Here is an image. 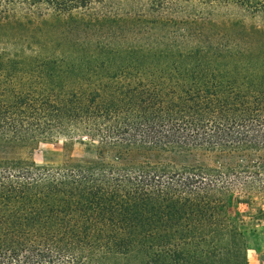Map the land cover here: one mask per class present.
I'll use <instances>...</instances> for the list:
<instances>
[{
    "label": "trees",
    "instance_id": "16d2710c",
    "mask_svg": "<svg viewBox=\"0 0 264 264\" xmlns=\"http://www.w3.org/2000/svg\"><path fill=\"white\" fill-rule=\"evenodd\" d=\"M79 136L94 162L32 158ZM242 194L264 0H0V264H249Z\"/></svg>",
    "mask_w": 264,
    "mask_h": 264
},
{
    "label": "rangeland",
    "instance_id": "374dc122",
    "mask_svg": "<svg viewBox=\"0 0 264 264\" xmlns=\"http://www.w3.org/2000/svg\"><path fill=\"white\" fill-rule=\"evenodd\" d=\"M256 23L260 20L254 19ZM32 158L38 165L59 166L64 163L94 162L97 159L96 143L86 136H79L73 141L42 142L35 146ZM263 200L256 195L243 194L233 203L232 217L248 232L251 245L247 251L249 264H264V234L263 223L258 220V214L263 208Z\"/></svg>",
    "mask_w": 264,
    "mask_h": 264
}]
</instances>
